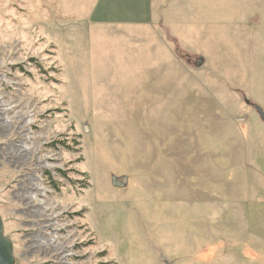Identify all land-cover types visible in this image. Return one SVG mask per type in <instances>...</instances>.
<instances>
[{"label": "rangeland", "instance_id": "374dc122", "mask_svg": "<svg viewBox=\"0 0 264 264\" xmlns=\"http://www.w3.org/2000/svg\"><path fill=\"white\" fill-rule=\"evenodd\" d=\"M135 3L0 0V99L33 131L0 129L15 264H61L45 206L70 264H264V0Z\"/></svg>", "mask_w": 264, "mask_h": 264}, {"label": "built area", "instance_id": "2783aa9c", "mask_svg": "<svg viewBox=\"0 0 264 264\" xmlns=\"http://www.w3.org/2000/svg\"><path fill=\"white\" fill-rule=\"evenodd\" d=\"M1 103H3L4 105L2 106L0 104V117L4 118L5 116H7L9 118V120H11V122L10 123H6L5 126L0 128V129H3V128L9 129V130H7L8 134H9V132H11L13 134H18L20 139H22V137L28 139V136L32 135V133H33L32 125L30 124L31 121H30V119L28 120V116L25 115V114H22V113H18L17 111L19 109H17L16 113L12 114L11 115L12 117H9V115H8L9 111L8 110L11 109V107H7L3 100H1ZM1 108L2 109L7 108L8 110L3 112L1 110ZM1 121H3V120H1ZM1 121H0V125L2 124ZM23 145H27L30 148L29 152H25V151H23L21 149L20 146H23ZM56 146L58 147V144H56ZM54 148L57 149L56 147H54ZM9 151H11V149ZM33 151H34L33 147H31L29 145V142L27 140L26 143L23 142V144H19V147L17 149V153H15V154L12 153L10 155V157H11V159H12V161L14 163L18 162V163H15V165L25 166V165L28 164L30 159H33V160L35 159L34 157L32 158V156H31ZM47 158L49 159L50 157H47ZM33 168H34V166H30L29 167V171H31ZM41 174L44 175V178H45L44 167H42V169H41ZM25 181H27V184H28V187L26 189L30 190L26 194V197L28 198L29 203H30L32 198L36 197V192H33L34 189L35 190H42V188L38 189V187H37L38 183L34 179L26 178ZM46 191L47 192H51V191H48V190H42V191H39V192H41L42 194H45L44 192H46ZM40 203H41L40 206H44V205H42L44 203L43 200L40 201ZM46 210H47V206H45L44 208H41V209H38V208L37 209H33L32 207H30V211L34 215L42 216V223L47 228L52 229V231L55 233L54 238H52L50 240L37 241L39 249L41 251H45V252H49V253L56 252L58 254V256H59L61 264H70V262L68 260H69L70 256H72V255L70 254L69 250L67 249V248H70V246L68 244H67L68 246L65 245L63 243V241H62L63 237L59 233V231H58L59 228L57 226L58 219H55L56 215H54V216L48 215Z\"/></svg>", "mask_w": 264, "mask_h": 264}, {"label": "water", "instance_id": "95a60500", "mask_svg": "<svg viewBox=\"0 0 264 264\" xmlns=\"http://www.w3.org/2000/svg\"><path fill=\"white\" fill-rule=\"evenodd\" d=\"M255 108L264 122V110L259 105H255ZM113 181L115 185H121V183L117 182L116 177H113ZM15 263L14 244L11 238L5 234L4 221L0 214V264Z\"/></svg>", "mask_w": 264, "mask_h": 264}, {"label": "crops", "instance_id": "0c3cea01", "mask_svg": "<svg viewBox=\"0 0 264 264\" xmlns=\"http://www.w3.org/2000/svg\"><path fill=\"white\" fill-rule=\"evenodd\" d=\"M115 1H116V0H97V3H99L97 7H100V6L102 5L100 8H102V10L105 11V10H106V8H105L106 5H108V4H110V3H114ZM141 1H143V2H141ZM148 1H149V0H138V3H135V5L138 4V10H139V13H140V10H141V9H145V7H142V5L144 4V2L148 4ZM134 9H135V6H133V7H129V8H125V10H126L127 12H131V11L134 10ZM126 15H127V14H126Z\"/></svg>", "mask_w": 264, "mask_h": 264}, {"label": "bare ground", "instance_id": "6f19581e", "mask_svg": "<svg viewBox=\"0 0 264 264\" xmlns=\"http://www.w3.org/2000/svg\"><path fill=\"white\" fill-rule=\"evenodd\" d=\"M0 103H1V99H0ZM1 105L3 106L4 104L1 103ZM1 110L4 112V111H7L8 109L7 108H4V109L1 108ZM1 120H3V121H1ZM0 121L2 122V124L0 125L1 127H4L6 123H10L11 122V120H9V118L7 116H5L4 118H1L0 117ZM20 147L25 152H29V150H30V148L27 145H23V146H20ZM11 151L12 152H10V153L9 152H6V157L9 156V155H11L12 153L13 154L17 153V150H15V149H13V150L11 149ZM15 163H18V162H15Z\"/></svg>", "mask_w": 264, "mask_h": 264}, {"label": "trees", "instance_id": "16d2710c", "mask_svg": "<svg viewBox=\"0 0 264 264\" xmlns=\"http://www.w3.org/2000/svg\"><path fill=\"white\" fill-rule=\"evenodd\" d=\"M59 144H60V141H59ZM61 144H65V143L61 142ZM53 146H56V144H55V145H53ZM56 148H57V147H56Z\"/></svg>", "mask_w": 264, "mask_h": 264}]
</instances>
